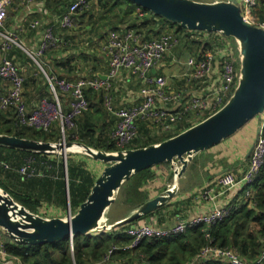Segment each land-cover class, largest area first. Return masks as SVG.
<instances>
[{
    "label": "built area",
    "instance_id": "1",
    "mask_svg": "<svg viewBox=\"0 0 264 264\" xmlns=\"http://www.w3.org/2000/svg\"><path fill=\"white\" fill-rule=\"evenodd\" d=\"M13 1L0 0L1 49L7 56L14 46H20L14 37L4 33L8 7ZM70 1L67 11L59 17L57 23L59 28L64 30L74 29L77 25L79 11L88 6V0ZM238 2L243 9L244 20L264 29V22L259 20L256 13L259 4H264V0H238ZM50 25L44 29L40 45L34 55L28 53L44 73L50 88V98H42L38 107L29 109L24 97L26 78L22 75L18 64L6 56L0 64V81L9 86L5 93L0 95V111L12 112L20 128L48 133L55 124H58L63 142L67 140L66 133L71 130L76 131L78 119L90 109L86 92L88 90L106 92L110 87L109 81L111 79L116 81L124 72L140 81L139 98L141 101L120 108H114L111 100L106 103V110L116 119L111 138L119 151L129 149L128 147L138 139L141 122H153L167 127L170 123H177L185 114H191L200 122L205 120L228 103L238 84L239 57L236 56L237 48L229 45L224 38L214 37L210 47H201L198 53L187 59L184 78L189 86L198 87L200 93L188 94L173 91L165 76L154 75L151 72L163 63L172 50L179 46L180 36L187 41L194 39L204 41L207 40V35L196 34L199 35L198 38L193 37L196 35L187 38L174 32L172 34L175 36H172L165 31L164 34L154 39L141 40L136 31H132L133 29L112 32L106 44L103 45V52L109 63V75L106 80L101 76L78 80L60 78L53 73H47L36 60L60 46L54 26ZM39 26L40 22L36 21L31 27L35 29ZM189 44L195 47L194 50L199 49L193 43ZM62 95L69 98V110L67 111L62 102ZM169 106L177 108L179 112H169L166 108ZM260 120L261 123L258 126L260 135L242 177L233 173L223 174L213 186L205 188L198 194L200 200L214 201L219 193L224 194L238 187H247L246 191L254 190L255 181L264 170V115ZM3 165L9 168L6 164ZM64 169L66 173V168ZM18 173L23 180L45 177L44 171H38L29 165L22 166ZM249 195L246 193V197ZM233 207L231 205L216 207L191 220L167 226L134 223L124 231L125 235L131 239V243L124 248L114 245L104 260L96 264H113L112 255L116 251L133 250L146 240L176 238L186 235L189 230L199 226L211 227L222 223L232 215ZM210 260L226 264H253L242 258L235 248H221L207 244L201 249L196 261L201 263ZM0 264H22L20 260L7 253L4 243L1 241Z\"/></svg>",
    "mask_w": 264,
    "mask_h": 264
},
{
    "label": "trees",
    "instance_id": "2",
    "mask_svg": "<svg viewBox=\"0 0 264 264\" xmlns=\"http://www.w3.org/2000/svg\"><path fill=\"white\" fill-rule=\"evenodd\" d=\"M90 1L88 0V6L79 11V13L83 11L87 13ZM96 2L103 16L107 14L103 17L104 20H108L107 23H118L117 28L124 26L123 30L133 29L140 38L143 37L147 40L151 39V37H159L168 26L175 27L177 35H183L187 38L190 37L189 35H207V40L192 42L197 48L210 47L212 39L217 36L215 34L187 31L125 0H96ZM63 3H67L68 8L71 1L66 0ZM120 5H125V8L121 9ZM121 13H123V16H120ZM257 16L261 22H264V5L257 11ZM94 23H99V20L94 21ZM152 32L155 33V36L150 34ZM221 38L223 39V37ZM224 39L226 40V38ZM182 40L185 42L186 47L189 48V41L185 38ZM15 52L21 60L29 61L27 55L18 47H15V51L9 53L10 59H12ZM236 56H238L237 51ZM59 66L57 65L55 69L57 73L51 71L50 73L56 74L60 78L75 76L73 71L59 70ZM43 69L46 71L44 66ZM91 71L92 74H89V76H92V78L100 77L96 69ZM45 83L47 84L46 79ZM47 86L49 85L47 84ZM103 93L104 91L94 92L93 90L86 92L90 102V109L78 119L77 130H71L66 133V139L84 143L97 150L117 152L119 149L111 138L116 119L106 110L103 104ZM94 94H99V97H95ZM104 117L111 119L110 121L113 126H111L109 136L101 144L100 139L103 138V132L108 127L107 125L104 126L103 130L99 127L105 121L106 118ZM189 118L183 117L177 124V130L174 134L161 138L151 133V127L148 128V125H146L144 130H140L138 139L128 148H145L173 138L196 125L190 123ZM257 119L259 121L261 117ZM251 123L239 133H245L249 130L248 127L252 129L254 126ZM259 124L257 125L259 126ZM141 131L144 132L141 133ZM31 132H34L32 138H27ZM0 134L50 143L58 142L61 136L58 124H55L48 133L37 130L32 131L20 128L12 112L5 113L2 111H0ZM3 164H6L9 168H6ZM24 165H29L38 171H44L45 177H33L32 179L23 180L18 170ZM0 166V187L6 190L16 202L26 207L30 212L39 214L38 209L44 205L43 202L45 201H50V204L57 201H61L62 204L66 203H64L67 193L65 173L60 158L0 147ZM159 171L162 174H159ZM173 175L170 163H164L142 171L134 175L123 185L118 193L116 203L130 209L132 212L152 199V188H148L150 183L160 177H166L167 181L171 182ZM96 176L87 169L84 161L68 157V186L70 204L73 208L78 210L79 206L87 200L97 180ZM255 182L254 194L245 198L241 204L234 205V212L224 222L211 227L199 226L189 230L186 235L176 238L143 241L133 250L121 249L116 251L112 255V260L117 264H226L215 260L201 263L196 261V257L201 252V249L207 244H211L221 248H235L245 260L253 264H264V170ZM243 189L247 190V187ZM36 191L41 193L38 197H36ZM177 213L180 212L174 209L171 212V216H178L179 214ZM147 217H143L135 223ZM132 224L112 231H99L91 236H77L73 239L72 243L71 240L66 239L55 245L19 246L1 231L0 241L4 243L7 253L20 260L22 264H96L104 260L114 245L124 248L131 243V239L125 235L124 231Z\"/></svg>",
    "mask_w": 264,
    "mask_h": 264
},
{
    "label": "water",
    "instance_id": "3",
    "mask_svg": "<svg viewBox=\"0 0 264 264\" xmlns=\"http://www.w3.org/2000/svg\"><path fill=\"white\" fill-rule=\"evenodd\" d=\"M125 1L187 31L220 34L223 38L233 39L237 43L240 62L237 87L228 103L213 115L173 138L145 148L107 152L77 141L50 143L0 134L1 148L32 154H59L64 160H67L68 153L73 152L105 165L87 200L75 214L70 212L64 218L32 213L0 187V231L19 246L55 245L66 239L73 241L77 236L112 231L155 213L176 197V184L123 220L110 225L106 219L123 185L134 175L170 163L175 182L183 177L194 157L234 138L264 115V29L244 20L238 0L211 3L194 0ZM259 135L260 127L244 161L249 160ZM66 167L68 176V165ZM66 188L70 198L68 183Z\"/></svg>",
    "mask_w": 264,
    "mask_h": 264
},
{
    "label": "crops",
    "instance_id": "4",
    "mask_svg": "<svg viewBox=\"0 0 264 264\" xmlns=\"http://www.w3.org/2000/svg\"><path fill=\"white\" fill-rule=\"evenodd\" d=\"M64 1L14 0L11 6L8 7V18L6 20L4 33L14 37L20 45L14 46L11 51H15V47H18L25 54H28V51H34V49L35 51H37L44 29L47 27V25L52 24L50 26H54L55 34L60 41V46L58 49L51 50L48 54H46L47 56H43V64L50 70H52L51 72L53 73H57L55 71L57 65H60L59 70L62 69L64 71H73L75 76H64V78L66 79L78 80L77 78L79 77L88 78L89 74L85 75L81 71H85L90 67L83 68L81 65L82 63L76 58L77 55L81 56L83 53H85V51L78 50L74 44L78 39V36L84 38L82 36V27L78 24L94 23V21L98 20L99 23H107L108 20L103 19V17L107 14L103 16L98 6L95 10H87V13L85 11L80 12L79 16H77L78 23L76 27L73 30H64L59 28V25L57 24L59 17L67 11V9L66 11H64V9L67 8V6H65V3H63ZM263 5L264 4L262 3L259 4L256 13ZM120 8L124 9L125 5H120ZM120 16H123V13H121ZM31 17L34 18V20H31ZM36 21L40 22V26L33 29L31 26ZM26 26H28L29 30H26ZM167 28L165 30V33L168 32ZM90 30L91 28L88 25L87 31L90 32ZM121 31L123 32V28ZM162 34L164 33L162 32ZM108 39L109 38L103 39L100 42L101 47L106 44ZM151 39H154V37H151ZM141 40L147 39L141 37ZM72 45L74 46V49L72 51H66V49L68 47H72ZM177 47L175 49H177ZM174 50H172L167 55L163 63L156 69H154L151 73L154 75L165 76L169 85L171 86V89L175 92L188 94L200 93L198 87L189 86L187 81L185 80L184 75L187 70L186 65L185 70L182 74H178L173 70L174 67H177L175 64L178 62L177 57L171 54ZM35 51L31 52L30 54L34 55ZM176 51L178 53V56H180L179 51ZM194 51L195 50H193L191 54L194 53ZM57 55H60V57H57ZM6 56L7 54L1 49L0 37V64L2 63L3 59L6 58ZM7 57L9 58V56ZM52 58L54 61H52ZM12 59L18 64L22 75L26 78L27 83L25 87L24 97L26 99L27 106L29 109H34L35 107L39 106L42 98H50V88L46 83L43 82V80L37 73V68L36 74H31V64H29V62H26L25 60H21L16 52L12 56ZM101 67L109 69L108 60L104 61V66L102 65ZM98 73V75L104 78H106L108 75L105 71H98ZM116 81H122L126 85L125 88L128 91L126 97H124V101L122 100V106L124 105V107H128L141 101V99L139 98L140 81H138L136 77L130 75L127 72H124L118 77ZM134 82L136 83V86L133 85ZM129 84L133 85V87L130 88L128 86ZM8 86V84L0 81V95L5 93ZM68 101L69 98L65 95H62V102L66 111L69 110ZM166 108L169 112H179V110L177 108H174L173 106H169ZM183 117H190L189 122L193 124H198L200 122V120L193 117L191 114H185L181 116L177 123H170L167 127H162L160 125L159 127L154 124V127L160 130L162 129V133L164 132L166 134H164V136L163 134L159 136L157 132L153 134L160 138L167 137L165 135L174 134V132L177 130V124L182 120ZM143 123L146 122H141L139 124V128ZM150 123L153 122H147L148 128L151 127ZM257 126L258 125L255 124L252 129L250 128L245 133L240 134V136L232 138V140H229L210 151L201 153L194 157V160L189 165L186 173L181 179H178L174 182L175 175H173V180L171 182H168L166 177H160L159 179L150 183L148 188H152V198L158 196L166 189H168L169 186H173L174 184L178 186V194L166 207L159 209L151 216H148L138 223L142 222L157 224L160 226H167L178 223L180 221L191 220L194 217L202 213L209 212L216 207L230 205L234 206L241 204L245 200V198H247L246 193L248 194V191L243 189V187H238L224 194L219 193L214 201H202L199 199L198 194L205 188L213 186L216 183L217 179L225 173H233L240 178L242 177L248 165V162L246 163V161H244L245 147L248 146L249 143H252L255 139L256 131L258 128ZM154 127H151V129ZM77 159L79 161H84L86 163L87 169L93 175H97V178L105 168V165L86 157L79 156L77 157ZM93 164H96V168L93 166ZM158 173L162 174L161 171H159ZM199 176H201L202 178H200ZM40 194L41 193L39 191H36V197H38ZM251 195L252 194H250L249 197ZM67 197L68 196L66 193V199H64V203L66 202ZM69 201L70 199L67 200V205L69 204ZM174 209L179 211L180 213H177L179 214L178 216L172 217L171 212ZM38 211L40 215L50 218H64L68 215V212L65 210L64 204H62L61 201L54 202L53 204L47 202L43 205V208H39ZM123 219L124 218L118 219L115 221V223ZM113 264L117 263L113 261Z\"/></svg>",
    "mask_w": 264,
    "mask_h": 264
},
{
    "label": "rangeland",
    "instance_id": "5",
    "mask_svg": "<svg viewBox=\"0 0 264 264\" xmlns=\"http://www.w3.org/2000/svg\"><path fill=\"white\" fill-rule=\"evenodd\" d=\"M194 1H197V2H202V3H211L213 1H223V0H194ZM96 0H91L90 1V5L88 7V10H95L97 8V4H96ZM65 6H67V3H65ZM84 12V11H83ZM31 20H34V18L31 17ZM30 21V20H29ZM117 24L118 23H79L78 25L82 27V36L84 38H82L81 36H78V39L75 41V46L78 50H82V51H85V53H83L81 56L80 55H77V59L82 63V67H90L89 69L85 70V71H81L83 72L85 75L87 74H92V71L93 69H96L97 71H102V72H107V74L109 75V69H105L102 68L101 66L103 65L104 66V61L108 60L107 56L105 55V53L103 52V46L101 47V44L100 42L103 40V39H106V38H109L111 33L112 32H120V30L124 27V26H120V28H117ZM90 26L91 30L90 32L87 31V26ZM126 26V25H125ZM169 28L168 29V33L169 35H172V36H175L173 35L172 33L175 32L176 28L175 27H172V26H168ZM117 29H119L118 31H116ZM26 30H29L28 29V26H26ZM73 30V29H72ZM135 32V30H132ZM165 32V29L163 30ZM152 34L153 36H155L154 34L155 33H150ZM191 36V35H189ZM199 35H196V36H193V37H197L198 38ZM180 44L179 46L177 47V49H175L171 54L175 55V57H177V63L175 64L177 67H174L173 70L176 71L178 74H182L185 70V65L187 63V59L192 56L193 54L195 53H198L199 50H196L194 51V53L191 54V52L194 50L195 47L191 46L190 44V47L187 48L184 44V42L182 41V37L180 36ZM226 41L229 45L233 46V47H236V42H234L233 39H228L226 38ZM190 42V41H189ZM184 44V45H183ZM192 47V49H191ZM74 49V46L72 45V47H68L66 49V51H72ZM199 49H201V47H199ZM179 51L180 53V56H178V53L177 51ZM35 51V49H34ZM34 51H28L29 53L31 52H34ZM28 59H29V64H31V74H36V68H37V73L39 74V76L41 77V79L43 80V82L45 83V76H44V73L43 71L40 69V67L38 66V64L28 55L26 54ZM44 56V55H43ZM41 56L40 58H36L37 62L39 64H41V66L45 67L46 71L50 73V70L47 66H45L43 64V60H44V57ZM47 56V55H46ZM49 56V55H48ZM60 57V55H57V57ZM52 61L53 58H52ZM107 63V62H106ZM108 66V64H107ZM56 75V74H55ZM107 75V76H108ZM167 75V74H166ZM81 78V77H79ZM77 78V79H79ZM88 78H92V76H89L88 75ZM74 79V78H73ZM76 80V79H75ZM109 89L103 93L104 95V106H106V103L108 100H111L112 102V106H114V108H120V107H124V105L122 106L121 103L122 100L124 101V97H126L127 95V90L125 88V84L122 82V81H115L114 79H111L109 81ZM134 86H136V83L134 82L133 84ZM133 85H128L130 88L133 87ZM95 97H99V94H94ZM92 104V102H91ZM106 118L105 121L103 122L102 125H100L99 127L101 128V130H103V127L104 126H108L105 131L103 132V138L100 139V141L102 142L101 144L104 143V141L106 140L107 136H109V131L111 130V126H113L111 123V119H109L108 117H104ZM253 126L255 124H259L261 123V120L258 121V119L254 120L253 122ZM251 123V124H252ZM154 124L155 123H150V126L151 127H154ZM147 125V122L146 123H143L140 128H139V131L140 130H144L145 129V126ZM157 126H159L158 124H155ZM160 127V126H159ZM248 129H250V127H248ZM29 130H32L34 131L33 129H29ZM144 131H141V133H143ZM158 133L159 136H161L163 134H166V133H162V129H157L156 127L152 128L151 129V133ZM34 132H31L27 138H32V135H33ZM165 136H168V135H165ZM237 136H240V133H238L235 137ZM234 137V138H235ZM26 138V139H27ZM30 140V139H28ZM32 140V139H31ZM62 142V134L60 136V140L58 142H55V143H61ZM67 143L69 142H74V141H70L69 139L66 140ZM250 144L252 143H249L248 146L245 147V154L248 152L249 150V147H250ZM126 150V149H124ZM70 152V151H68ZM205 153V152H204ZM79 156H82V157H86V156H83L79 153H68V156H67V160H64L63 156L62 155H59V154H51V157H57V158H60V161L64 164V168H67L66 166L68 165V157H70L71 159H77V157ZM88 158V157H86ZM90 159V158H88ZM93 166L96 168V164H93ZM1 167V166H0ZM65 173V171H64ZM200 178H202L201 176H199ZM199 178V179H200ZM65 181L66 183L69 184V180H68V176L66 175L65 173ZM250 189H253L252 187H250ZM16 190V189H15ZM17 191V190H16ZM118 197V196H117ZM44 200H46L45 198H42ZM65 199H66V196H65ZM70 199L67 197V200ZM67 200H66V203L64 204V208L65 210L68 212V215L69 213L71 212V214H75L77 209L76 208H73L70 204V208L71 210L69 209L68 205H67ZM50 203V201H45V203ZM53 204V203H51ZM41 209L43 208V205L40 207ZM131 214V211L130 209L126 208V207H123L122 205H120L119 203H115L107 212L106 214V219H107V222L111 225V224H114L116 220L118 219H121V218H126L128 217L129 215Z\"/></svg>",
    "mask_w": 264,
    "mask_h": 264
},
{
    "label": "bare ground",
    "instance_id": "6",
    "mask_svg": "<svg viewBox=\"0 0 264 264\" xmlns=\"http://www.w3.org/2000/svg\"><path fill=\"white\" fill-rule=\"evenodd\" d=\"M217 35L216 37L218 39H221V35L220 34H215ZM199 40L198 39H194V40H191L189 43H192V42H198ZM196 50H200V49H196ZM195 50V51H196ZM238 70L240 71V62H239V67H238ZM235 91V90H234ZM256 183V182H255ZM255 190H251V191H248L249 194H254Z\"/></svg>",
    "mask_w": 264,
    "mask_h": 264
}]
</instances>
